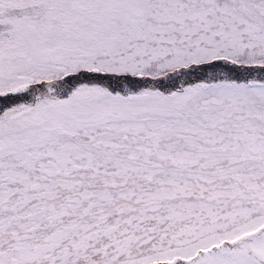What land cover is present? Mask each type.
I'll use <instances>...</instances> for the list:
<instances>
[{
	"label": "snow or ice",
	"instance_id": "snow-or-ice-1",
	"mask_svg": "<svg viewBox=\"0 0 264 264\" xmlns=\"http://www.w3.org/2000/svg\"><path fill=\"white\" fill-rule=\"evenodd\" d=\"M0 264H264V0H0Z\"/></svg>",
	"mask_w": 264,
	"mask_h": 264
}]
</instances>
